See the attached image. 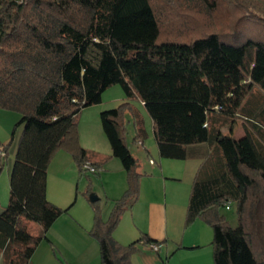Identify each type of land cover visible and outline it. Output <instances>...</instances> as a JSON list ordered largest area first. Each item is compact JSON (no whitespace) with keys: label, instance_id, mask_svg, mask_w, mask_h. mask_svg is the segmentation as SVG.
<instances>
[{"label":"trees","instance_id":"16d2710c","mask_svg":"<svg viewBox=\"0 0 264 264\" xmlns=\"http://www.w3.org/2000/svg\"><path fill=\"white\" fill-rule=\"evenodd\" d=\"M222 1L241 15L231 12L233 21L223 33L218 28L198 36L194 29L204 13L196 7L180 13L186 23L179 34L164 35L152 0H0V109L22 115L12 140L24 126L10 201L0 213L5 264H29L53 223L69 212L70 206L48 199L49 165L64 148L84 171L78 116L115 84L143 101L162 157L184 159L189 146L215 142L216 153L193 183L187 221L201 218L212 226L215 264H264L246 225L249 212L256 217L264 208V99L253 101L258 91L264 96V0ZM128 105L100 115L129 182L107 220L92 203L90 235L99 242L102 264H132L138 242L158 243L143 234L124 245L113 235L138 197L141 175L125 140ZM236 119H242L241 136L223 131ZM3 167L2 158L0 172ZM228 201L237 206L235 227L221 212ZM21 217L39 223V233L20 227Z\"/></svg>","mask_w":264,"mask_h":264},{"label":"crops","instance_id":"0c3cea01","mask_svg":"<svg viewBox=\"0 0 264 264\" xmlns=\"http://www.w3.org/2000/svg\"><path fill=\"white\" fill-rule=\"evenodd\" d=\"M116 85L103 92L100 103L85 107L78 116L79 145L86 151L85 160L98 165L100 171H81L73 154L64 148L59 149L52 158L48 174L53 169L58 171L57 176L60 177L53 185H48L47 180L48 199L63 208L70 206V209L53 223L46 234L47 238L38 243L29 264H40L41 242L51 243V252L54 244L64 252L69 238L74 235L83 236L85 252L81 257L68 258L70 262L102 264L99 242L90 236L94 224L93 202L88 199V204L85 192L94 191L99 196L97 205L103 219L107 220L117 200L128 190V173L121 160L113 154L100 117L102 111L125 102L129 103L123 115L125 140L138 161L137 171L141 175L138 197L125 209L114 230L115 239L127 245L147 234L158 242V250H153L143 240L138 242L137 250L131 256L132 264H215L212 226L201 218L187 221L193 183L203 163L212 155L215 142L189 146L184 159L162 157L154 135L153 120L147 114L143 101L136 95L126 96L123 88ZM111 89L114 90L112 96H107V101L106 94ZM14 113L0 109V128L10 129L17 119ZM140 127L144 131H140ZM232 127H235L234 122L223 131L228 133ZM11 170L12 167L7 174L4 172L0 175V213L10 201ZM68 170L72 177H69ZM77 175L85 177L87 181L86 191L79 194L75 204L72 184L77 180ZM38 233L39 226L33 234ZM0 264H5L2 254Z\"/></svg>","mask_w":264,"mask_h":264},{"label":"rangeland","instance_id":"374dc122","mask_svg":"<svg viewBox=\"0 0 264 264\" xmlns=\"http://www.w3.org/2000/svg\"><path fill=\"white\" fill-rule=\"evenodd\" d=\"M200 0H152L153 5L156 9V12L159 16L160 22H161V28L164 35H167L168 33H174L179 34L181 32V24L183 25L186 22H181L180 20V13L186 12L187 9H190L191 7H196L198 9V12L200 14H203V22L200 21L199 24L195 27L194 31H198V36L204 35V33H210V31H217L218 28L221 33L227 31V27L230 23H232V19L230 17L231 12H236L238 15H241L236 7H229L226 6L225 3L222 0H206L204 4L199 2ZM209 8V10H208ZM211 8V9H210ZM182 16V15H181ZM186 17V16H185ZM191 22L192 20L188 18ZM210 21V22H205ZM189 22V23H191ZM192 24L195 23L192 22ZM190 24V25H192ZM171 32V33H170ZM120 86V85H116ZM117 88V87H115ZM114 89H111L106 94V100L107 96H112ZM264 99V96H262L259 91L256 93V95H253V101H262ZM253 106V104H252ZM15 112V111H14ZM147 112V111H146ZM14 114L17 115V119L15 120L14 124L10 127V129H3L0 128V142L2 144L6 143L8 145V154L6 157H4V167L2 171L0 172V175L2 173H6L9 171V169L13 166L16 151L18 148V143L23 131V125L19 126L16 130L14 139L12 140V131L17 123L21 119V114L18 112H15ZM148 114V113H147ZM235 127L231 128V131L228 130V133H234L236 135H240L243 133V125H242V119H236L234 120ZM227 129V128H226ZM214 150V154H215ZM58 171H51L49 172L48 176V185H53L54 182H56L60 176H57ZM69 177H72V173L70 170H68ZM73 181V178H72ZM85 177H78L77 180L73 182L74 184V190H75V204L78 202V196L81 192L86 191L85 184H86ZM91 192H85L87 202L90 205V194ZM89 199V201H88ZM97 202V201H96ZM94 203V202H93ZM72 208V207H71ZM222 214L225 216L228 224L235 227L239 224L238 214H237V206L234 202H232V205L230 208H226V206H223L221 208ZM23 219L19 222L20 227H27V229L31 233H35L36 227L39 226V230L41 228V225L35 221L29 220L26 217H22ZM247 230L249 232L250 240L253 245V248L255 250V253L257 256L261 257V255H264V208H260L259 216L251 217L249 212L248 221L246 223ZM92 238H94L92 235H90ZM69 243H67V247L65 248V251L63 252L61 248L57 244H54L52 248V252L50 251L49 246H51V243L48 241H43L39 245V263L40 264H72L68 258H76L81 257V255L85 252V246L84 244V238L83 236L74 235L71 238H69Z\"/></svg>","mask_w":264,"mask_h":264},{"label":"built area","instance_id":"2783aa9c","mask_svg":"<svg viewBox=\"0 0 264 264\" xmlns=\"http://www.w3.org/2000/svg\"><path fill=\"white\" fill-rule=\"evenodd\" d=\"M7 156V151L5 149V145L0 144V160L4 157ZM153 162V160H151ZM83 170L85 172H90V173H97L100 171V168L98 166H96L94 163L90 162V161H85L83 163ZM232 205L231 201H228L225 203L226 208H230ZM150 248H152L153 250H158L159 249V245L155 242H151L149 243Z\"/></svg>","mask_w":264,"mask_h":264},{"label":"water","instance_id":"95a60500","mask_svg":"<svg viewBox=\"0 0 264 264\" xmlns=\"http://www.w3.org/2000/svg\"><path fill=\"white\" fill-rule=\"evenodd\" d=\"M97 200H99V196L95 192L91 193L90 194V201L96 202Z\"/></svg>","mask_w":264,"mask_h":264}]
</instances>
